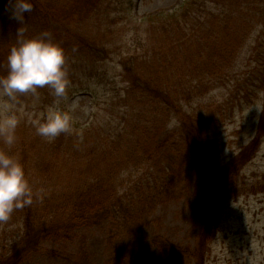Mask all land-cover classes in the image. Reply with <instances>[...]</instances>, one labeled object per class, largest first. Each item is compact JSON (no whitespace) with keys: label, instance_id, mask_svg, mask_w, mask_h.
I'll return each instance as SVG.
<instances>
[{"label":"rangeland","instance_id":"1","mask_svg":"<svg viewBox=\"0 0 264 264\" xmlns=\"http://www.w3.org/2000/svg\"><path fill=\"white\" fill-rule=\"evenodd\" d=\"M184 2L33 0L24 36L50 30L65 49L70 84L60 104L75 106L74 128L49 142L29 116L54 102L50 89L18 98L9 150L40 195L0 223V264H195L166 243L190 251L203 237L205 264H264V136L208 232L217 207L213 171L189 152L182 129L190 116L199 120L211 161L222 167L256 136L264 122V20L248 15L247 0H226L217 15L208 5L194 16L193 7L174 29L169 14ZM210 3L216 8L218 0ZM11 11V0H0V75L21 26ZM173 117L178 123L169 127ZM150 145L153 158L144 155ZM110 184L119 212L66 236L74 203L89 186Z\"/></svg>","mask_w":264,"mask_h":264},{"label":"clouds","instance_id":"2","mask_svg":"<svg viewBox=\"0 0 264 264\" xmlns=\"http://www.w3.org/2000/svg\"><path fill=\"white\" fill-rule=\"evenodd\" d=\"M12 18L19 21L18 40L7 55L8 70L0 75V223L10 220L13 213L39 197L22 160L9 149L16 143L20 124L17 102L22 95L39 96L38 89L48 87L56 98L40 113L29 116L35 132L49 142L74 128L75 106L61 107L70 84L67 53L50 30L25 37V14L33 11V0H11ZM178 121L173 117L172 127Z\"/></svg>","mask_w":264,"mask_h":264},{"label":"trees","instance_id":"3","mask_svg":"<svg viewBox=\"0 0 264 264\" xmlns=\"http://www.w3.org/2000/svg\"><path fill=\"white\" fill-rule=\"evenodd\" d=\"M211 0H185L184 4L177 8L175 11H172L169 14V17L172 20L171 27L175 29L176 25H178L180 22V18L184 17L189 14L190 10L195 7V10L193 9V15L200 17L201 14L208 11L210 6V11L212 12L215 10V14H219L222 10L223 12L226 11L224 8H220L222 5L220 2H225L226 0H218V5L213 7L212 3H210ZM189 3V4H188ZM264 0H247V11L248 15L252 17V19H257L258 17L263 18L264 20ZM188 4V5H187ZM213 9V10H212ZM243 9V8H242ZM181 14V16H180ZM153 19H162V14H151ZM223 19H227L228 15H222ZM259 23V20L257 21ZM257 23V24H258ZM260 23L257 25L259 27ZM259 49V48H258ZM264 53V47L259 49V56ZM126 68H129L128 66ZM257 71H252L251 80L256 79L257 80ZM255 80V81H256ZM148 89H150L153 92L159 91L157 87H151L149 85ZM131 87V86H129ZM132 88V87H131ZM134 89V88H132ZM150 92V91H149ZM264 113V112H263ZM264 116V115H263ZM262 116V117H263ZM259 122L258 130L256 136L247 144L242 146L240 151L235 154L230 161L227 163L226 167H222L220 164L217 163V161H211V157L209 155V149H208V141H207V130L206 128H201L199 120H196L192 116H190V121H184L182 123V129L185 134V138L187 137L189 140L188 142L189 152L196 151L199 153L201 161L203 164L210 165L209 167L212 168V174H213V183H214V191H216L217 194V207L214 206L212 208V211L207 218L208 225L212 224L214 218L219 214L220 208V202L223 197H225L226 193L229 191L230 193H235V186L237 185V177H239L240 171L243 169L245 164L248 163L256 154V151L260 147V138L264 136V122ZM168 135L163 139L160 140L161 146L164 145L168 140ZM191 141V142H190ZM151 144V142H150ZM159 145V144H158ZM152 146H148L147 149L144 151V155L147 154V158H153V149H151ZM184 157V156H182ZM214 162V163H212ZM171 168V166H170ZM97 185H100L99 183ZM118 188L116 185L110 184L108 186H89L87 188V191L82 198L81 202L79 204L74 203V206L72 207L71 211L72 213L68 214L69 221L64 222L63 226L65 229L66 236H69V230L72 226H86L90 223H96L100 224L102 221L99 222L100 217H109L113 216L115 213H118L121 204L118 202ZM32 209V207L30 206ZM29 208L30 211H32ZM28 215V214H27ZM32 217V213H31ZM29 217V218H31ZM32 219V218H31ZM72 222V223H71ZM27 225V224H26ZM206 228L208 232H210V226ZM30 226V225H29ZM211 235V234H210ZM208 237H203L200 241V244L198 247H194L193 249H190V251H187L188 248H180L176 243L167 242L166 245L170 246V250L174 251L176 254L177 259L183 260L184 258L187 259V255H189L190 258L195 259L197 262H194L195 264H205L206 259V252L208 250L207 246V240ZM19 242V241H18ZM167 248V247H166ZM169 249V248H167ZM24 255V254H23ZM4 258V257H1ZM8 260L7 258H5ZM12 260V259H11ZM9 261V260H8ZM11 264H14L13 261Z\"/></svg>","mask_w":264,"mask_h":264}]
</instances>
